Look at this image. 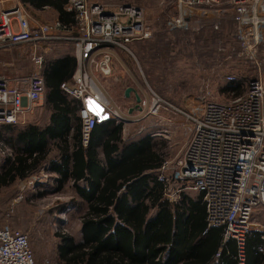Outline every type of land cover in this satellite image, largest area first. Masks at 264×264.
Segmentation results:
<instances>
[{"label":"built area","instance_id":"obj_1","mask_svg":"<svg viewBox=\"0 0 264 264\" xmlns=\"http://www.w3.org/2000/svg\"><path fill=\"white\" fill-rule=\"evenodd\" d=\"M225 2L180 0L172 23L185 25L196 11L220 7ZM232 2L236 6L235 38L241 45L240 56H246L258 69L245 93L228 103L206 100L201 112L195 115L185 114L162 99H154L149 114L163 119L168 111H177L193 124L190 142L176 164L177 172L167 174L172 164L166 160L158 171L159 181L165 184L169 196L175 182L187 183L188 189L201 193L208 229L222 228L223 242L237 243L239 264H244L245 243L255 231L254 226L264 239V223L257 221L264 215V70L259 56L264 42L261 33L264 0ZM147 9L122 0L116 3L70 0L69 10L76 12V24L64 26L59 21L52 25L33 22L20 0H0V50L61 39L73 44L78 68L72 83L63 85V90L81 103L82 136L84 145H88L98 123L90 103H97L113 120L128 122L118 114L92 68L108 76L114 56L111 48L132 54L133 42L153 37L155 24L153 19L149 20ZM35 60L41 68L43 59ZM228 80L235 82L236 78L229 76ZM26 85L27 89L12 86L9 79L0 77V126L23 125L46 91L42 73L32 74ZM0 264H38L25 233L8 225L0 227Z\"/></svg>","mask_w":264,"mask_h":264},{"label":"trees","instance_id":"obj_2","mask_svg":"<svg viewBox=\"0 0 264 264\" xmlns=\"http://www.w3.org/2000/svg\"><path fill=\"white\" fill-rule=\"evenodd\" d=\"M23 1L37 9L53 8L64 26L76 24L70 0ZM76 68V59L68 55L49 60L42 72L49 99L58 102L52 115L57 126L46 130L0 126V141L13 150V157L7 156L0 168V194L30 179L46 160L49 139L57 140L63 153L62 179L72 177L77 194L90 203L82 217L83 241L77 244L70 236L60 235V257L65 264H165L174 255L184 259L171 264H215L216 260L239 264L237 243H224L222 228L208 229L202 201L173 209L163 198L166 187L158 171L166 161V141L151 136L128 141L123 138V124L110 121L97 123L84 147L82 121L63 90V85L72 82ZM239 95L237 90L235 96ZM262 236L259 232L248 236L244 264H264Z\"/></svg>","mask_w":264,"mask_h":264},{"label":"rangeland","instance_id":"obj_3","mask_svg":"<svg viewBox=\"0 0 264 264\" xmlns=\"http://www.w3.org/2000/svg\"><path fill=\"white\" fill-rule=\"evenodd\" d=\"M122 1L148 8V18L151 21L153 19L155 24L154 35L148 40L133 42L130 46L132 54L119 48H111L115 61L111 64V73L104 80L103 75L93 67V74L118 114L128 120L127 123L122 122L125 139L135 141L158 134L156 139L167 142L166 160L172 164L167 168V174L175 175L176 164L192 137L193 124L177 111H168L166 116L169 119L164 114L163 119L152 116L149 112L154 99H162L185 114L195 115L201 112L206 100L220 103L231 101L239 86L245 90L249 81L258 75V69L246 56H240L241 45L235 38L236 6L232 0H227L226 4L218 8L200 9L191 16L194 20L182 26L172 23L180 0ZM206 14H209L208 18ZM40 19L48 22L43 24L57 23L51 13ZM261 33L264 38V29ZM61 40L46 46L24 44L0 51V77L8 78L13 73L16 76L41 74L42 67L38 66L35 59L41 57L45 63L46 60L57 57L59 51L70 49V44H67L69 41ZM123 53L130 63L126 62ZM119 55L127 65V70L121 76L118 74L124 68L120 66L123 62L119 60ZM259 56L263 62L261 69L264 70V42L259 49ZM113 73L118 74L113 76ZM229 76H237L239 80L231 82L228 80ZM118 78L121 81H117ZM127 88L135 90L128 97L125 94ZM136 94L142 100V110L135 109L130 113L129 110L136 105ZM36 107L32 113L35 112L44 121L48 116L44 101L38 102ZM27 121L26 119V124ZM12 151L5 141H0V168L7 156L13 157ZM37 179L36 175L30 181L17 183L0 194V227L8 225L25 233L30 239L38 264H58L56 249L60 240L55 234L62 232L73 235L75 239L80 238L79 212L73 206L60 207L59 203H69L72 197V192L66 191L67 189L49 195L39 204L25 203L27 189ZM176 185L178 183H173L172 193L176 192ZM60 209L65 212L61 213ZM257 221L264 223V215Z\"/></svg>","mask_w":264,"mask_h":264},{"label":"crops","instance_id":"obj_4","mask_svg":"<svg viewBox=\"0 0 264 264\" xmlns=\"http://www.w3.org/2000/svg\"><path fill=\"white\" fill-rule=\"evenodd\" d=\"M20 2L22 3L23 8L25 9L26 13L29 15L30 19L33 22H38V23H42V24L43 23H48V22H45V21L40 19V17L43 18V15H45L47 13L53 14L55 19L57 21H59L58 13L53 8L45 7L43 9H37L34 6H31L30 4H28L27 2H24L23 0H20ZM195 13L197 14L198 11H196ZM208 15L209 14L205 15L206 18L209 17ZM55 41H48L46 43H43V46H46L47 44H49L51 42L55 43ZM63 42H66V41H63ZM67 44H70V46H71L70 49L67 48L66 51H64V50L59 51L58 52L59 55H57V57H55L54 60L65 58L68 55H71V56H73L76 59L74 48H73V44L71 42H67ZM17 46H19V45H17ZM13 47H15V46H13ZM7 50H8V48H4V49H1L0 51H7ZM118 58H119V60L120 59L122 60V58H120V55L118 56ZM118 58H116V59L118 60ZM113 59H112V62H111L112 65H113V62H115V61H113ZM124 59L126 60V62L130 63L129 61H127L128 58L125 56V54H124ZM49 60H52V59H49ZM49 60H46V62L43 63L42 72L45 70L46 64H47V62ZM123 61L124 60H122V62ZM76 62H77V60H76ZM120 66H123V68H124L123 71L121 70L120 71L121 73H119V74L118 73H113L112 74L113 76L114 75L116 76L117 74L119 76H121V74L124 72V70H127V65H126L125 62L120 63ZM5 67H7V65ZM98 73H100V72H98ZM100 74L102 75V73H100ZM31 75L32 74H30V75L27 74L26 76L25 75L16 76V74L13 73V75L11 77H8L7 79H9L10 84L12 86L18 85V86H21L23 89H27L26 80H28V78ZM103 76H102V79L105 80L107 77L105 75H103ZM235 78L237 80H239L237 78V76ZM118 80H119V78L117 79V81ZM119 81H121V79ZM246 88L247 87H245L244 88L245 90H243L242 87L239 86L238 91L240 92L241 95L245 93ZM65 94H66L65 95L66 99L73 106V109L76 111L77 116H79V111H80V108H81V103H79L80 101L75 99L74 97L69 96L66 92H65ZM42 98L38 102L40 103L41 101H44V107L46 108L47 114H48L47 118L44 121H42V118L37 117L34 114L35 112H33V113L31 112L27 116V120H28L27 124L25 122L23 125H20L21 127L20 126H16V127H18V128H26V127L29 128V127L34 126V127H39L42 130H46V129H49V128L57 126V125L54 124V122L52 120V115L54 113V110H53L54 109V105H55V103L58 104V102L54 103L53 101H51L49 99L48 90L45 91L44 96H42ZM37 103L34 106V110H35V108H37L36 107ZM90 108L93 109L96 112L99 124L105 123V122H110V121H113L116 124H118V123L120 124V122H117L116 120H113L109 114H106L97 103H90ZM72 120H73V118H72ZM72 123H73V121H72ZM72 123L67 125V127H70V126L72 127L71 131H70V135L71 136H72V133L74 131ZM64 127H66V126H64ZM71 136H69V140L72 139ZM151 137L153 139H156L153 136H151ZM123 138L125 139V134H123ZM143 138H145V137H141V138H139L137 140H141ZM156 140H158V139H156ZM89 141H90V139H89ZM48 142H49L48 143V147L46 149V152H48V154H47L46 160L44 162H42L40 168L35 172L34 176H32L30 178V179H32V178H34L37 175L38 179L36 180V185H33L32 187H29V189H27V197H26V200H25L26 202L25 203H27L28 205L39 204L41 202H44L49 195H52V194H54L56 192L65 191L66 189H67L66 191L72 192V197L70 198V201H68L69 203H66L67 202L66 201V202L59 203V204H60V207L73 206V207L77 208V211L79 212L78 213V224L80 225V232L81 233H80V238H78V239H75V237L73 235H71V234H69V235L68 234H63L62 232L61 233L57 232L55 234V237L60 240V242H58V246H57V249H56L57 263L58 264H65L63 262V260L61 259V257H60L59 247L62 244L60 235H68V236H70L71 238H73L74 242L77 243V244H79V243H81L83 241L84 234H83L82 217L86 213L87 209L89 208L90 203L88 201L82 199L77 194L76 189H75V184H74L75 181H74V179L72 177L68 178L67 180H63L62 179V175L59 172V170H60L59 166L62 164L61 160H62L63 153L59 149V146H58L59 141L49 139ZM83 145H84V142H83ZM86 146L87 145H84V147H86ZM97 149H99V147H97ZM69 166H70V168H72L71 164ZM30 179H28L27 181H30ZM79 184L82 187H86V185H87L85 182H80ZM188 186H189V184H187V183H178V185H176V192L172 193V195L169 196V195L166 194V191H165L163 198L165 200H167L172 205L173 209L176 206H180L182 204H185V205L189 206L191 201L193 203H199V201H202V203H203L202 194L197 192V191L188 189ZM192 194H194L195 196H193ZM56 206L59 207V205H56ZM61 209H60V211H61ZM63 212H65V211L62 210L61 213H63ZM156 213H157L156 210L152 212V214H151V219L152 220L155 219ZM55 216H57V215H55ZM56 219H58V218L56 217ZM256 229L257 228L255 227V229H254L255 231L254 232H258V231H256ZM113 247L117 249V248H120V245L113 246ZM31 248H32V246H31ZM169 259H170V261L169 260L166 261L165 264H167L168 262H170V264H171L172 261H176V263H179V262H181L184 259V256L177 257V255H174V256L170 257Z\"/></svg>","mask_w":264,"mask_h":264},{"label":"water","instance_id":"obj_5","mask_svg":"<svg viewBox=\"0 0 264 264\" xmlns=\"http://www.w3.org/2000/svg\"><path fill=\"white\" fill-rule=\"evenodd\" d=\"M131 92H135V90H134L133 88H127V89H126V93H125L126 96L128 97V96L130 95ZM141 102H142L141 98L139 97L138 94H136V105H135V107L131 108V109L129 110V112H130V113H133V111H134L135 109H137V110H138V109L142 110V107L140 106ZM122 121H125V120H122Z\"/></svg>","mask_w":264,"mask_h":264}]
</instances>
